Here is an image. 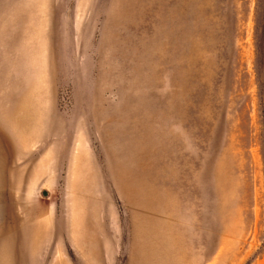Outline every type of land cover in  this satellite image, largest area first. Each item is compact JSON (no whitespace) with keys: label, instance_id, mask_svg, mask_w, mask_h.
I'll list each match as a JSON object with an SVG mask.
<instances>
[{"label":"rangeland","instance_id":"obj_1","mask_svg":"<svg viewBox=\"0 0 264 264\" xmlns=\"http://www.w3.org/2000/svg\"><path fill=\"white\" fill-rule=\"evenodd\" d=\"M0 264H264V0H0Z\"/></svg>","mask_w":264,"mask_h":264}]
</instances>
